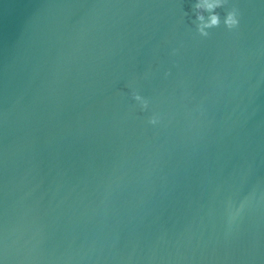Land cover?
<instances>
[{
    "label": "water",
    "instance_id": "1",
    "mask_svg": "<svg viewBox=\"0 0 264 264\" xmlns=\"http://www.w3.org/2000/svg\"><path fill=\"white\" fill-rule=\"evenodd\" d=\"M197 2L0 0L5 264H264V0Z\"/></svg>",
    "mask_w": 264,
    "mask_h": 264
},
{
    "label": "clouds",
    "instance_id": "2",
    "mask_svg": "<svg viewBox=\"0 0 264 264\" xmlns=\"http://www.w3.org/2000/svg\"><path fill=\"white\" fill-rule=\"evenodd\" d=\"M225 3V0H198L196 7L201 10H214L216 8L222 7ZM197 18L201 21L199 27V31L207 35L206 29L211 27H219L220 24L223 22L225 23L230 29H239L242 23L243 14L239 9H233L231 12L228 13L226 18L220 16V14L212 12L208 19L205 18L203 11L198 13ZM137 99H140L137 96ZM152 123H156V120L153 119ZM0 264H5V260L0 258Z\"/></svg>",
    "mask_w": 264,
    "mask_h": 264
}]
</instances>
